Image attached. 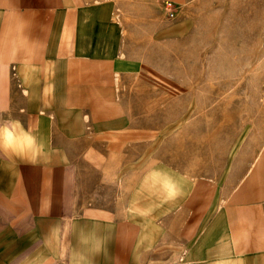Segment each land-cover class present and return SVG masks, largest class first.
Listing matches in <instances>:
<instances>
[{"label": "crops", "instance_id": "0c3cea01", "mask_svg": "<svg viewBox=\"0 0 264 264\" xmlns=\"http://www.w3.org/2000/svg\"><path fill=\"white\" fill-rule=\"evenodd\" d=\"M188 2L0 0V119L46 145L36 163L0 154V264H264V145L186 180L160 212L74 209L73 159L120 155L145 135L126 94L148 46L188 27Z\"/></svg>", "mask_w": 264, "mask_h": 264}, {"label": "rangeland", "instance_id": "374dc122", "mask_svg": "<svg viewBox=\"0 0 264 264\" xmlns=\"http://www.w3.org/2000/svg\"><path fill=\"white\" fill-rule=\"evenodd\" d=\"M185 12L188 27L148 46V67L126 94L145 135L120 155L70 164L76 212H160L164 198L145 184L152 170L184 186L264 145V0H189Z\"/></svg>", "mask_w": 264, "mask_h": 264}, {"label": "clouds", "instance_id": "9594fccd", "mask_svg": "<svg viewBox=\"0 0 264 264\" xmlns=\"http://www.w3.org/2000/svg\"><path fill=\"white\" fill-rule=\"evenodd\" d=\"M5 111L8 110L0 109V112ZM45 148L43 139L37 135V129L31 124L25 127L19 119H0V154L5 158H19L36 163L44 155ZM145 184L149 190H155L165 200H176L182 195V185L177 176L162 169L149 172L145 176ZM99 250L98 245L97 251ZM216 264H244V261L218 260Z\"/></svg>", "mask_w": 264, "mask_h": 264}, {"label": "built area", "instance_id": "2783aa9c", "mask_svg": "<svg viewBox=\"0 0 264 264\" xmlns=\"http://www.w3.org/2000/svg\"><path fill=\"white\" fill-rule=\"evenodd\" d=\"M165 8L167 9V16L169 18L175 17V9L174 6L170 2L165 3Z\"/></svg>", "mask_w": 264, "mask_h": 264}]
</instances>
